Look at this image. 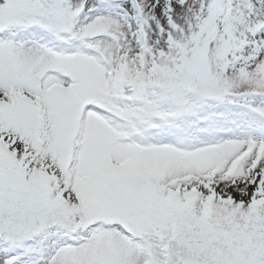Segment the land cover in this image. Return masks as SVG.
<instances>
[{
  "label": "snow or ice",
  "instance_id": "snow-or-ice-1",
  "mask_svg": "<svg viewBox=\"0 0 264 264\" xmlns=\"http://www.w3.org/2000/svg\"><path fill=\"white\" fill-rule=\"evenodd\" d=\"M0 264H264V0H0Z\"/></svg>",
  "mask_w": 264,
  "mask_h": 264
}]
</instances>
